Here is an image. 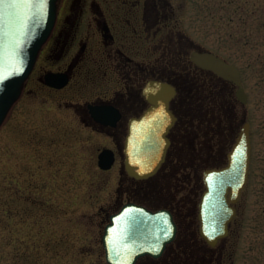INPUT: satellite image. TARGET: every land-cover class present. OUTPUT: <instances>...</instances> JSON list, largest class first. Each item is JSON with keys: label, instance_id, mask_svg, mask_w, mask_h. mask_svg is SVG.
Returning a JSON list of instances; mask_svg holds the SVG:
<instances>
[{"label": "rangeland", "instance_id": "obj_1", "mask_svg": "<svg viewBox=\"0 0 264 264\" xmlns=\"http://www.w3.org/2000/svg\"><path fill=\"white\" fill-rule=\"evenodd\" d=\"M81 3L80 34L89 53L71 84L54 90L39 78L46 69L66 68L73 52L61 59L58 50L43 54L0 128V264H105V226L134 199L171 208L180 224L162 257L139 264H264V0ZM103 11L118 35L111 48L124 47L135 58L133 80L125 79L127 62L103 51ZM145 16L155 21L149 30ZM206 50L242 70L247 104L231 81L191 60L192 51ZM143 67L182 77L185 102L168 162L155 178L138 181L124 166L125 135L98 130L85 107L137 89ZM245 122L253 142L249 182L229 236L211 246L199 232L203 172L227 164ZM107 147L120 152L103 170L98 155Z\"/></svg>", "mask_w": 264, "mask_h": 264}, {"label": "water", "instance_id": "obj_2", "mask_svg": "<svg viewBox=\"0 0 264 264\" xmlns=\"http://www.w3.org/2000/svg\"><path fill=\"white\" fill-rule=\"evenodd\" d=\"M60 0H0V128L10 109L20 97L31 75L42 47L50 37L58 16ZM198 66L232 81L236 97L247 104L241 69L211 51H193ZM67 72L49 71L42 81L54 88L69 83ZM145 95L152 106L138 119H132L125 142V168L136 179L154 176L166 160L171 140L168 136L176 116L170 102L176 95L174 86L151 80ZM96 121L116 125L120 112L112 105H89ZM251 124L245 122L232 146L229 162L221 168L204 171L206 189L200 202V233L215 246L229 235L230 223L237 214L235 204L242 196L250 175L252 161ZM103 170L113 167L116 156L111 148L99 154ZM177 235V224L171 211H153L145 206L127 203L111 215L102 237L106 264H136L140 257H160Z\"/></svg>", "mask_w": 264, "mask_h": 264}, {"label": "flooded vegetation", "instance_id": "obj_3", "mask_svg": "<svg viewBox=\"0 0 264 264\" xmlns=\"http://www.w3.org/2000/svg\"><path fill=\"white\" fill-rule=\"evenodd\" d=\"M81 2H82V0L81 1L80 0H69V2L66 4L65 7L59 4L58 17H57V21L55 23L54 29H53L50 37L48 38L46 44L43 46V49L39 55V58L43 54H45V56L48 57V56H51L55 50H58L57 57H58V59H61V58L67 57L68 54H71L73 52L71 59H70L66 68H57V69H48V70L46 69V70H44V72L40 76V78H39L40 82L44 86H46L50 89L62 90L64 88H66L67 86H69L71 84L75 74H76V71L78 70V68L83 64V62L88 57L87 53H89V43H88L89 40L88 39L86 40V38L82 37L80 34V31H81V28H82L83 22H84L83 19L80 18V15H83L85 12V8L82 6L83 3H81ZM79 3H81V4H79ZM63 10H65V13L62 15L61 11H63ZM104 14H105V12L103 11V18L99 19L100 32H101V37H102V45L104 47L103 51L110 58H112L113 56H116V58H117L116 60L120 59V64H122V61L127 62L126 65H129V66H127L125 68V70H126V75H125L126 78L125 79L126 80H128V79L133 80L130 74L132 73V70L135 73L134 66L133 67L131 66V64L134 63L135 58H133L128 53H126V51L124 50V47L117 46L116 48H113V47L111 48V45H113L114 43H116L118 41V35L116 34V32H114L113 23H111L108 20V18L106 17V15H104ZM143 20L148 25V30L151 29L152 26L155 24V21L151 20V18L149 19V17H147V16H145L143 18ZM96 23H98L97 19H96ZM128 24H130V21H128ZM39 58H38V60H39ZM100 65L104 68L107 67L106 63L100 64ZM136 66H139V64H137ZM201 69H203V68H201ZM139 70H140L139 68L136 69V71H139ZM49 71L67 72L69 74V77H70L69 83L65 87L60 88V89L54 88V87H51V86L45 84L42 81V78L45 75V73H47ZM141 71H142V76L138 77L136 79L138 81V88L137 89H135L134 91L132 90L130 92H127L126 95L124 93H118L117 97L114 99L101 98V99L95 100V101H88L86 103L85 110H86V115H87L86 118L90 119V124L92 123L94 126H96V128L98 130L106 132L107 134L111 135L112 137H116L117 135L118 136L125 135V137H124V145H125V139H126V136L130 130L131 120L141 118L145 114V112L147 110H149L150 107L152 106V103L149 101V99L147 98V96L144 93L145 87L148 84V82L151 80H158V81H162V82H167V83H169L175 87L176 95L174 96V98L170 102V110L176 116V121H175L174 126L171 128V130L168 134V136L171 140V145L168 149L165 162L162 164L160 170L154 176H151L147 179H136V178L131 177L129 175L134 180L147 181V180H150L152 178H155L169 160V153L171 151V148L175 144V138L176 137H174L175 136L174 133L176 132V128L178 126H180V122L182 120L181 119L182 118L181 116L183 113L182 105L185 102V100H184L185 96L180 95L182 88L184 89V85L183 84L181 85L182 77L175 76L174 79L173 78L168 79V78H164V76H161V75L155 76V71L150 69L149 67L148 68L143 67V68H141ZM139 80L143 81V82L146 80L145 85L142 86V84ZM28 81H29V79H28ZM28 81L26 83V86L28 85ZM128 88H130V87H128ZM90 104L96 105V106L112 105L115 108H117L121 114L120 119L117 121V124L114 126L113 125H105L102 122L96 121L95 117L93 116V113L91 112V110L89 108ZM84 115H85V113H84ZM178 132L180 133V130L177 131L176 134H179ZM124 145H123V156L125 158ZM119 152H120L119 149L115 150L116 160H117V154ZM126 203H135L138 205H142V206H145V207H147L153 211H157V210H161V209H166V210L171 211L174 214L175 221L177 222L178 234H179L180 224L176 219L175 212L171 208L160 207V208L153 209L152 206L147 205V204L140 202L138 200H135V199L129 200ZM126 203H124V204H126ZM230 230H231V226H230ZM178 234H177L176 240L178 238ZM146 257L155 259L152 256H145V257L140 258V260L143 258H146ZM139 261L137 262V264H139Z\"/></svg>", "mask_w": 264, "mask_h": 264}]
</instances>
